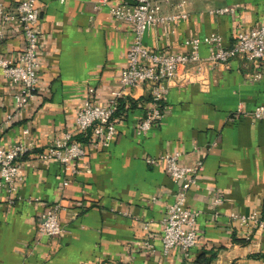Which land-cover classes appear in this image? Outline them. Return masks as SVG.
Listing matches in <instances>:
<instances>
[{
	"label": "crops",
	"instance_id": "0c3cea01",
	"mask_svg": "<svg viewBox=\"0 0 264 264\" xmlns=\"http://www.w3.org/2000/svg\"><path fill=\"white\" fill-rule=\"evenodd\" d=\"M24 0H0L14 11ZM166 0L162 13L185 11L143 36L147 49L184 53L188 39L211 35L231 46L240 33L264 25V0ZM134 0H37L41 10L38 92L16 121L6 124L16 87L0 70V147L19 142L30 130L35 151L22 163L16 193L0 187V264H264V229L243 238L233 213L264 220V60L238 55L204 70L190 83L172 81L161 102L162 120L145 134L137 126L150 101L147 86L130 90L116 115V137L107 147L77 134L86 156L70 175L55 161L35 154L70 128L85 100L105 105L119 88L133 29L115 19L110 6ZM234 8L233 12L212 13ZM25 45L21 27L7 24L0 58L17 59ZM207 45L200 56L207 58ZM180 154V164L204 167L186 206L197 217V243L190 256L178 249L165 255L162 220L177 187L162 164L148 158ZM64 180L69 184L63 187ZM216 200L220 202L216 203ZM59 204L63 233L46 237L41 216ZM152 244L150 252L146 243Z\"/></svg>",
	"mask_w": 264,
	"mask_h": 264
},
{
	"label": "built area",
	"instance_id": "2783aa9c",
	"mask_svg": "<svg viewBox=\"0 0 264 264\" xmlns=\"http://www.w3.org/2000/svg\"><path fill=\"white\" fill-rule=\"evenodd\" d=\"M109 0H98V7L107 6ZM166 0H134L133 4L123 3L110 6L111 15L131 25L133 38L127 53V63L119 75V88L110 93L105 105L93 104L85 100L76 113L72 126L52 143L35 154L41 162H58L70 175L79 173L76 162L83 160L86 151L83 144L75 139L77 134L89 136V139L104 147L109 146L116 137V115L120 102L130 90L147 86L150 90V103L143 120L137 126L138 134H145L157 125L163 118L161 102L167 94V83L179 81L190 83L193 78L204 70V62L218 66L229 62L238 55H243L251 61L264 60V25L240 33L235 42L226 47L218 35H211L203 40L188 39L184 42V53L164 54L147 49L143 45L144 34L158 25L174 22L188 17L187 12H172L163 14L162 8ZM186 4V1H182ZM234 8L214 10L212 13L224 14L233 12ZM41 10L37 0H24L14 11H7L0 4V42L4 38L7 24L20 25L25 45L17 59L0 58V70L3 76L16 87L13 107L7 116L6 124H13L18 115L27 107L38 92V42L41 37L39 23ZM207 45L210 54L207 58L200 56V47ZM256 118L264 117V106H258L253 112ZM23 138L9 146L0 147V187L8 193H16L22 181V163L25 156L35 151V146L28 141L30 130L24 129ZM150 166L162 164L165 171L177 187V193L172 204L167 207L162 220V248L165 255L178 249L187 258L197 243V217L186 206L190 189L197 183V177L202 172L204 163L198 160L192 166L180 164V154L165 153L156 158H148ZM69 181L64 180L63 187ZM220 200H216V203ZM62 209L59 204L50 206L41 216L40 232L46 237H55L63 233L59 224L58 213ZM231 218L237 220L244 230L243 238L250 240L257 230L264 229V220L259 217L245 216L233 213ZM150 252H154L152 244L146 243Z\"/></svg>",
	"mask_w": 264,
	"mask_h": 264
},
{
	"label": "trees",
	"instance_id": "16d2710c",
	"mask_svg": "<svg viewBox=\"0 0 264 264\" xmlns=\"http://www.w3.org/2000/svg\"><path fill=\"white\" fill-rule=\"evenodd\" d=\"M122 105V101L120 102V106ZM120 106H119V109H120ZM119 111V110H118ZM86 139H88L89 140V137L88 138H86ZM86 139H83V138H77V140H79V141H82V140H86Z\"/></svg>",
	"mask_w": 264,
	"mask_h": 264
}]
</instances>
